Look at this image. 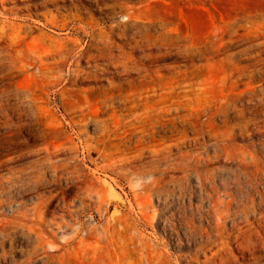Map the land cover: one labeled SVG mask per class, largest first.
<instances>
[{
	"label": "rangeland",
	"instance_id": "obj_1",
	"mask_svg": "<svg viewBox=\"0 0 264 264\" xmlns=\"http://www.w3.org/2000/svg\"><path fill=\"white\" fill-rule=\"evenodd\" d=\"M1 1L11 11L0 13V22L23 25L38 40L12 42L0 29V264H156L142 258L141 238L163 249L162 261L191 264L185 257L195 246L182 238L184 216L207 225L199 214L206 217L212 183L244 188L258 201L264 0ZM55 14L68 16L66 28L63 21L42 26ZM65 50L62 59L57 53ZM40 62L48 72H36ZM196 156L201 162L182 190L152 185L139 196L145 207L136 206V177L147 180L159 159L168 166ZM85 185L100 192L106 210L98 213ZM141 210L155 219L149 224ZM66 221L73 224L65 228ZM74 221L85 224L82 235L99 226L107 238L96 256L68 253ZM226 229L233 231L230 221ZM228 248L235 264L256 263Z\"/></svg>",
	"mask_w": 264,
	"mask_h": 264
},
{
	"label": "bare ground",
	"instance_id": "obj_2",
	"mask_svg": "<svg viewBox=\"0 0 264 264\" xmlns=\"http://www.w3.org/2000/svg\"><path fill=\"white\" fill-rule=\"evenodd\" d=\"M6 0H2L1 4H4ZM0 13L2 14H8L9 11H11V8H6L4 6L0 7ZM64 15V14H63ZM4 17V16H3ZM7 17V16H6ZM40 17V16H38ZM67 18L68 16H62L60 14L58 15H45L44 21L45 23H42L43 25H49L52 27H57L58 21L61 22V25H59L60 28H66L67 26ZM2 19V18H1ZM73 20L75 19V16H72ZM3 20V19H2ZM10 20V19H9ZM71 20V19H70ZM25 21V20H24ZM71 23V22H69ZM39 24V23H38ZM41 24V23H40ZM39 24V25H40ZM75 25V24H74ZM79 25V24H77ZM82 25V24H81ZM80 26V25H79ZM73 27V26H72ZM71 27V29H73ZM77 27V26H76ZM26 28V27H25ZM59 28V29H60ZM0 29L6 32H10L11 41L13 42L15 38L18 40V38H30V41L33 42L34 40H38L36 37H31L27 31L24 29L23 25H16L13 22L9 21H1L0 22ZM69 29V28H68ZM28 30V29H27ZM34 30V29H33ZM92 31V30H90ZM89 31V32H90ZM34 33V32H33ZM42 32L41 34H43ZM32 34V33H31ZM93 34V33H92ZM46 35V33H45ZM40 36V35H39ZM48 36V34H47ZM51 36V35H50ZM89 36V35H88ZM86 37V36H85ZM47 38V37H46ZM52 38V37H49ZM94 38V37H93ZM42 40V39H41ZM52 40V39H51ZM54 40V39H53ZM97 40L92 39L90 42H95ZM3 42V41H1ZM52 42V41H51ZM81 42V41H80ZM16 43V42H15ZM3 45V43H2ZM71 45V44H70ZM69 45V46H70ZM1 46V45H0ZM73 46V45H72ZM71 46V47H72ZM71 47H67L68 49ZM66 51V50H65ZM60 51L57 54L62 57V59L67 58V51ZM69 51V50H68ZM54 55L57 57V55L54 53ZM53 56V55H52ZM80 56V55H79ZM46 57V56H45ZM33 60L36 58L33 56ZM52 58V57H50ZM49 59V58H48ZM41 61V60H40ZM44 61V60H43ZM42 61V62H43ZM42 62H40V65L37 66L36 72H48V68H43L45 66ZM45 63V62H44ZM49 65V64H48ZM54 65V64H53ZM59 65V64H58ZM47 67V66H45ZM49 67V66H48ZM51 67V65H50ZM57 67V66H56ZM61 67V65H60ZM60 67L55 71V76L59 75ZM52 69V67H51ZM52 75V74H51ZM57 78V77H55ZM60 79V78H59ZM170 109V108H169ZM181 117V116H180ZM179 119V118H178ZM182 119V118H181ZM184 138V137H183ZM143 143V142H142ZM140 146V145H139ZM141 147V146H140ZM170 147V145H169ZM138 149V148H137ZM142 150V149H141ZM128 155V154H127ZM126 155V156H127ZM194 156V155H193ZM86 157V156H85ZM197 157V156H196ZM250 157V156H249ZM124 158V157H123ZM161 158V157H160ZM82 159V158H81ZM122 159V157H121ZM130 159V158H129ZM182 159V158H181ZM192 159V158H191ZM192 163H177V164H171L168 166H165L162 164L167 162L165 158L159 159L156 161V165L148 171L144 176L147 177V180H144L145 178L142 177H136V189L134 191L133 199L135 201L136 206L139 209H142L145 207V204L143 202V199L140 197H143L145 193V190L150 188L152 185L155 184H180V189H183L182 183L188 178L189 172L196 168L197 163L201 162L199 160V157L193 159ZM209 160V159H208ZM212 160V159H211ZM241 160V159H240ZM80 161V160H79ZM90 161V160H89ZM131 161V160H130ZM172 161V160H171ZM170 161V162H171ZM174 161V160H173ZM189 161V160H188ZM242 161V160H241ZM85 162V161H84ZM185 162V160H184ZM213 162V161H212ZM246 162V161H245ZM248 162V161H247ZM70 163V162H69ZM73 163V162H72ZM83 163V162H82ZM128 163V162H127ZM131 163V162H130ZM244 163V162H243ZM126 164V163H125ZM202 164V163H201ZM122 165V164H121ZM128 165V164H127ZM153 165V164H152ZM167 165V164H166ZM203 165V164H202ZM209 165V164H208ZM77 165H74L70 167L71 170L70 173L76 178L75 176L77 174L76 171ZM121 167V166H119ZM127 167V166H126ZM201 167V166H200ZM105 168V167H104ZM115 168V167H114ZM125 168V167H124ZM203 168V166H202ZM201 168V169H202ZM109 169V168H108ZM205 169V168H204ZM208 169V168H207ZM97 172V169H94L93 171ZM99 170V169H98ZM118 170V169H117ZM106 171V170H105ZM108 171V170H107ZM138 170H136L137 172ZM144 171V170H143ZM131 172V171H130ZM135 172V173H136ZM145 172V171H144ZM180 173L179 176L170 175V173ZM194 172V171H193ZM99 173V171H98ZM101 173V172H100ZM106 173V172H105ZM117 173V172H116ZM122 173V172H121ZM140 173V172H138ZM217 173V172H216ZM70 174V175H71ZM75 174V175H74ZM96 174V173H95ZM94 174V175H95ZM137 174V173H136ZM201 174V173H200ZM104 175V174H103ZM106 175V174H105ZM104 175V176H105ZM120 175V174H119ZM140 175V174H138ZM142 175V176H143ZM158 175L157 177H155ZM193 175V174H192ZM204 175V174H203ZM64 176V175H63ZM108 177V175H106ZM195 176V175H193ZM197 176V175H196ZM130 177V176H129ZM135 179V178H134ZM133 179V180H134ZM69 180V179H68ZM72 180V179H71ZM80 181V180H79ZM87 181V180H86ZM129 181V179H128ZM254 181V180H253ZM113 182V181H112ZM116 180L113 182L115 184ZM132 182V181H131ZM201 182V181H200ZM110 183V182H109ZM109 183L107 185H109ZM256 183V182H255ZM130 184V183H129ZM216 184V183H215ZM260 184V183H259ZM171 185V184H170ZM198 185V184H197ZM221 186H216L212 183L210 186V189L206 192L208 196V209L206 211V217H203V214H199L200 218L205 219V223H207L206 226H203L202 224H196L195 220L190 215L184 216V228L182 229V238L184 237L186 240H192L195 249L192 253L188 254L185 258L187 259V262H190L191 264H235L234 259L232 256L228 255L229 246H234V249L238 251L240 254H247L250 256L252 261L257 262L262 258L264 260V187H261L260 190L256 191L255 197L258 199L257 202L254 200L252 192H247L244 188H239L237 192H233L226 183L220 184ZM237 185V184H236ZM262 185V184H261ZM115 186V185H114ZM159 186V185H158ZM185 186V185H184ZM207 186V185H206ZM247 186V185H246ZM250 186V185H248ZM112 187V186H111ZM109 187V188H111ZM245 187V186H244ZM251 187V186H250ZM65 188V186H64ZM108 188V187H107ZM106 188V189H107ZM252 188V187H251ZM83 192L85 195L94 200L97 201V211L100 213V210L103 207L104 198L100 194V192L96 191L94 187L85 185L82 187ZM253 189V188H252ZM70 190V189H69ZM108 190V189H107ZM112 190V189H111ZM122 190V189H121ZM236 190V189H235ZM154 191V190H153ZM160 191V190H159ZM254 191V190H253ZM110 192V191H108ZM112 192V191H111ZM110 192V193H111ZM130 192V190H129ZM133 193V192H132ZM143 193V194H142ZM205 193V192H204ZM112 194V193H111ZM147 194V193H146ZM80 195V194H79ZM109 195V194H108ZM125 195V194H124ZM201 195V194H200ZM204 195V194H203ZM107 196V194H106ZM127 196V194L125 195ZM152 195H150L151 197ZM111 198L110 196H108ZM144 198V197H143ZM126 200V199H125ZM148 201V199H146ZM80 201V200H79ZM132 201V200H131ZM146 201V203H147ZM116 202V201H115ZM78 203V201H77ZM114 202L109 203V206H112ZM79 204V203H78ZM116 204V203H115ZM206 204V203H205ZM204 204V205H205ZM108 206V205H107ZM117 206V205H116ZM115 206V207H116ZM135 206V207H136ZM131 207V202H130ZM195 207V206H194ZM70 208V207H69ZM109 208V207H108ZM94 209V208H93ZM107 209V208H106ZM105 209V210H106ZM206 209V208H205ZM86 210V209H85ZM194 210V209H193ZM40 212V211H39ZM77 212V211H76ZM90 213V212H89ZM194 213V212H193ZM40 214V213H39ZM141 218L145 220L146 222L153 221L155 219L154 215L148 216V213L141 210ZM92 215V214H90ZM103 215V214H102ZM95 216V215H94ZM74 217V216H73ZM103 217V216H102ZM198 217V218H199ZM101 218V217H100ZM92 219L93 218L92 216ZM98 219V218H97ZM105 219V218H104ZM109 219V218H108ZM107 219V220H108ZM196 219V218H195ZM103 220V219H101ZM100 220V221H101ZM138 220V219H137ZM230 221L233 227V231L226 229L227 222ZM80 222V221H79ZM105 222V221H104ZM115 222V221H114ZM144 222V221H143ZM76 224L77 222L74 221ZM90 223V222H89ZM101 223L98 221V224ZM116 223V222H115ZM72 223L64 222L63 226L65 228H69ZM78 224V223H77ZM109 224V223H108ZM140 224V223H139ZM145 224V223H144ZM113 225V224H112ZM116 225V224H115ZM133 225V223H132ZM131 225V226H132ZM137 225V224H135ZM152 225V224H151ZM229 225V224H228ZM56 226V225H55ZM60 226V224H59ZM111 226V225H110ZM114 226V225H113ZM134 226V225H133ZM99 227V226H98ZM96 226H91L88 228V231L82 235V232L85 230V224L79 223L77 230H74L72 237L70 238V242H67V250L68 253L71 254V250H80L86 255H89L91 253L92 255H95L99 253L101 250H103L104 247L99 245L101 240L107 241V238H101L99 233V228ZM61 228V227H60ZM111 227H109L110 229ZM152 228V226H151ZM111 229H114L112 227ZM174 229V228H172ZM164 230V229H163ZM162 230V231H163ZM102 232L106 233V230L102 228ZM65 234V233H64ZM134 235V234H133ZM41 236V235H40ZM179 237V235H177ZM105 237V236H104ZM111 237V236H110ZM140 237V236H139ZM146 237V236H145ZM44 239V238H43ZM139 239V238H138ZM177 239V238H176ZM41 240V238H40ZM94 241V246L89 247L87 243L89 241ZM153 240V239H152ZM43 241V240H42ZM135 241V240H134ZM50 242V241H49ZM109 242V241H108ZM138 249L140 248L141 256L142 258L147 262H156V264H170L164 261L165 257L163 256V253L161 251H157V249L149 242H146L144 238L139 239L138 241ZM157 242V241H156ZM63 243V242H62ZM73 243L75 247H73ZM113 243V242H112ZM155 243V242H154ZM158 243V242H157ZM42 244V242H41ZM114 245V244H113ZM157 245V244H156ZM188 245V244H187ZM44 246V245H43ZM51 246V245H50ZM159 246V245H158ZM183 246V245H182ZM62 249V248H61ZM137 249V248H136ZM160 249V247H159ZM105 250V249H104ZM106 251V250H105ZM104 251V253H105ZM112 251V248H111ZM65 252V250H64ZM102 253V252H101ZM103 253V254H104ZM110 253V251H109ZM261 253V254H259ZM83 254V255H84ZM102 254V255H103ZM107 255V251H106ZM65 256V255H64ZM96 256V255H95ZM104 257V256H102ZM100 257L99 259H103ZM114 257V256H112ZM169 257V256H168ZM95 258V257H94ZM108 258V257H107ZM111 258V257H110ZM87 259V257H86ZM177 261L178 258L176 257ZM74 260V259H73ZM89 260V259H88ZM90 261V260H89ZM95 261V260H94ZM100 261V260H99ZM115 261V258H114ZM113 261V262H114ZM87 262V261H86ZM101 262V261H100ZM110 262V261H109ZM107 260V263L110 264ZM144 262V261H143ZM85 263V261H84ZM86 264V263H85ZM100 264V263H99ZM175 264H181L179 261L175 262Z\"/></svg>",
	"mask_w": 264,
	"mask_h": 264
}]
</instances>
